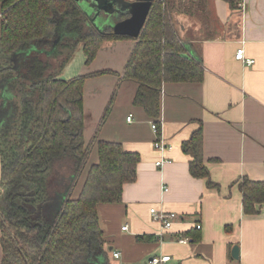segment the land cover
Instances as JSON below:
<instances>
[{"label": "crops", "instance_id": "obj_1", "mask_svg": "<svg viewBox=\"0 0 264 264\" xmlns=\"http://www.w3.org/2000/svg\"><path fill=\"white\" fill-rule=\"evenodd\" d=\"M182 3L174 25L199 53L204 74L200 82L161 86L155 121L171 149L154 147L153 119L133 103L137 83L121 77L133 38L103 42L88 65L79 48L60 74L68 79L105 71L84 82V140L118 141L139 154L136 179L124 185L121 201L97 205L104 249L110 264H148L150 257L161 255L170 256L164 264H264V205L255 214L243 213L237 186L243 177L264 180V0H239L236 8L224 0ZM241 46L252 64L235 59ZM199 124L203 160L215 188L189 173L190 156L181 149ZM90 156L86 168L97 160L95 147ZM161 158L168 161L156 165ZM151 207L178 217L161 231ZM188 231L197 238L178 242ZM234 245L237 258L231 255ZM1 255L0 246V260Z\"/></svg>", "mask_w": 264, "mask_h": 264}, {"label": "trees", "instance_id": "obj_2", "mask_svg": "<svg viewBox=\"0 0 264 264\" xmlns=\"http://www.w3.org/2000/svg\"><path fill=\"white\" fill-rule=\"evenodd\" d=\"M182 1L153 0L122 71L137 83L134 105L153 121L164 82L203 79L199 53L174 25ZM224 1L236 8L239 0ZM0 13V264H110L97 205L121 201L124 185L136 179L139 154L118 141L84 140V82L105 71L60 74L79 48L88 65L103 42L131 37L109 25L98 29L74 0H0ZM202 143L199 124L181 149L190 156L189 173L215 188ZM93 147L97 160L73 196ZM64 175L63 191L57 181ZM237 186L243 213H257L264 180L243 177ZM183 235L197 238L194 231Z\"/></svg>", "mask_w": 264, "mask_h": 264}, {"label": "water", "instance_id": "obj_3", "mask_svg": "<svg viewBox=\"0 0 264 264\" xmlns=\"http://www.w3.org/2000/svg\"><path fill=\"white\" fill-rule=\"evenodd\" d=\"M78 2L79 0H74ZM94 7V15L87 14L90 21L95 25L94 20L100 13L108 18L122 17L109 24L112 33L136 38L147 18L153 0H88ZM96 26V25H95ZM99 29V28H98ZM233 258L238 257V247L234 245L231 249Z\"/></svg>", "mask_w": 264, "mask_h": 264}, {"label": "built area", "instance_id": "obj_4", "mask_svg": "<svg viewBox=\"0 0 264 264\" xmlns=\"http://www.w3.org/2000/svg\"><path fill=\"white\" fill-rule=\"evenodd\" d=\"M235 59L246 62L247 64H252L254 62L253 59H248L245 57L244 54V49L243 47H238L235 51ZM127 120H130V116L127 117ZM150 129L151 131L157 136L156 139L153 142V145L156 149L160 151H165L171 149V145L167 144L165 140L160 137L159 135V126L156 121H151L150 122ZM167 158H161L155 162L156 165H161L163 162H167ZM150 214L154 220L159 222L160 224V230H168L171 225L173 224L174 220L177 219L178 214L173 211H168L165 209H157L155 207H151L149 209ZM126 226H123L122 228L124 229ZM196 228L199 229L200 225L197 224ZM178 242L180 243H185L188 241V237H179L177 239ZM119 255L118 252H113V256L117 257ZM170 260L169 255H161V256H152L148 260V264H164L167 261Z\"/></svg>", "mask_w": 264, "mask_h": 264}, {"label": "rangeland", "instance_id": "obj_5", "mask_svg": "<svg viewBox=\"0 0 264 264\" xmlns=\"http://www.w3.org/2000/svg\"><path fill=\"white\" fill-rule=\"evenodd\" d=\"M77 4L80 6L81 9H85L87 11V14L89 15H94V7L91 5V2L88 1V0H79L77 2ZM116 20V17H113V18H106L105 15H103L102 13L98 14L94 20V23L96 25L97 28L99 29H103L105 28L107 25L109 24H112L114 21ZM92 157L90 156V159ZM87 164H89V161L87 162ZM85 170H86V167L85 169L82 171V173L79 175L78 177V180L76 181L75 183V188L79 187L82 179H83V176H84V173H85ZM57 183L60 185V188H62V190H66V185H68V180H67V177L66 175L64 176H61V178L57 181Z\"/></svg>", "mask_w": 264, "mask_h": 264}]
</instances>
